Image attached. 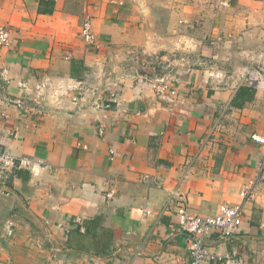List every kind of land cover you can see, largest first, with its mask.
Instances as JSON below:
<instances>
[{"label": "crops", "instance_id": "crops-1", "mask_svg": "<svg viewBox=\"0 0 264 264\" xmlns=\"http://www.w3.org/2000/svg\"><path fill=\"white\" fill-rule=\"evenodd\" d=\"M0 26V150L17 159L0 264H191L180 195L201 217L243 205L235 234L205 246L264 264V86L248 83L264 78V0H0ZM168 74L178 96L160 99Z\"/></svg>", "mask_w": 264, "mask_h": 264}, {"label": "built area", "instance_id": "built-area-1", "mask_svg": "<svg viewBox=\"0 0 264 264\" xmlns=\"http://www.w3.org/2000/svg\"><path fill=\"white\" fill-rule=\"evenodd\" d=\"M81 38L87 45H96V38L92 32L91 22L87 20L81 29ZM12 44L11 31L5 26H0V47H9ZM213 76V75H212ZM248 83L251 86H264V78L261 75L254 76L250 74ZM178 79L173 75H165L156 80L152 84V90L160 99H173L178 96L177 92ZM50 89V84L42 83L37 86V96H35L34 104H40L43 101L45 94ZM77 92L73 97V103L80 105L88 98V89L83 83L78 86ZM112 102L107 103L104 108H111L118 104L116 95H112ZM17 106L26 110L27 114L35 115L37 110L35 106H27L21 101H17ZM95 107H100L98 100L94 101ZM103 133L102 131H100ZM254 141L264 145V138L254 136ZM21 166H26L34 170V164L29 161H21ZM17 167V159L10 152H2L0 150V178L6 176L10 171ZM253 186L248 187L242 194L244 201L253 197ZM179 208L177 210L178 226L185 233L189 240V251L191 257V264H202L204 261L219 262L220 264H245L244 258L237 254H228L225 256H218L208 251L205 246V239L209 234L218 231L222 238H230L241 227L243 221V205L229 206L222 205L219 213L215 216L201 217L190 212L188 201L183 195L179 196ZM80 218L76 222L80 223Z\"/></svg>", "mask_w": 264, "mask_h": 264}]
</instances>
